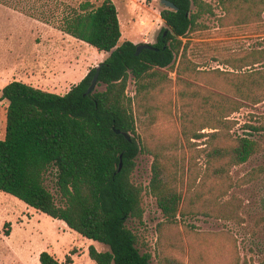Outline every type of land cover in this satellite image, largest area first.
Instances as JSON below:
<instances>
[{"label":"trees","instance_id":"16d2710c","mask_svg":"<svg viewBox=\"0 0 264 264\" xmlns=\"http://www.w3.org/2000/svg\"><path fill=\"white\" fill-rule=\"evenodd\" d=\"M33 1L29 12H25L30 17L109 55L100 63L95 90L89 95L86 91L95 68L64 95L15 80L1 89L6 121L4 137L0 139V192L62 221L82 238L106 246L108 250L104 252L88 248V257L95 264H151V254L140 252L136 235L127 227L128 221L141 224L144 215V188L132 181L135 158L144 150L135 138L140 116H147L153 125L158 121L157 113L170 115V103L157 102V98L175 86L181 138L191 146H197L192 139L208 138L205 174L211 181L198 189L187 185L184 197L188 206L195 208L203 202L206 210L219 211L225 194L222 176L260 151L256 140L229 135L235 123L228 118L243 106L242 102L258 104L264 100V70L248 74L198 70L187 55L190 41L183 40L199 20L214 16L211 5L203 0H169L175 10L160 11L165 27L151 44L152 49H144L138 56L134 55L136 45L132 42L118 45L121 30L112 0L98 5L85 0L77 6L64 5L59 0ZM217 2L227 12L233 4L231 12L239 14L237 22L241 24L258 19L264 12V0ZM9 3L0 0L1 5L9 7ZM260 60L253 52L228 59L224 65L238 70L260 64ZM170 72L175 73L174 81ZM130 79L133 97L126 95ZM100 86L104 89L98 90ZM114 129L129 133L130 141L115 134ZM205 129L213 132L201 133ZM172 146L169 142L151 153V178L146 188L167 225L175 224L184 215V167H173V157L165 154ZM50 174L58 201L45 184ZM228 209V205L222 209L226 218L230 217ZM6 225L10 223H4L3 234L8 237ZM170 261L173 260L165 258L164 264H172ZM38 262L60 264L46 251L39 254ZM65 263L73 261L66 256Z\"/></svg>","mask_w":264,"mask_h":264},{"label":"rangeland","instance_id":"374dc122","mask_svg":"<svg viewBox=\"0 0 264 264\" xmlns=\"http://www.w3.org/2000/svg\"><path fill=\"white\" fill-rule=\"evenodd\" d=\"M8 1L9 7L0 4V91L15 80L59 93L63 82L75 85V81H71L72 75L78 72L86 75L88 70L108 57L109 53L97 52L87 44L65 36L52 25L26 14L33 0ZM59 1L64 5L77 6L85 0ZM88 1L98 5L103 0ZM203 1L211 5L214 16L199 20L183 40L190 41L191 49L187 55L198 70L237 74L263 71L264 12L258 19L241 24L237 22L239 14L231 12L233 4L227 12L217 0ZM112 2L117 9L121 30L118 45L124 41L135 45L156 42L165 27L160 18V11L164 9L160 0ZM253 52L262 58L260 64L238 70L224 65L228 59ZM169 77L174 81L175 73L170 72ZM97 89L103 90L104 86ZM175 91L173 85L164 97L157 98V102L170 103V115L157 113L158 121L153 125L147 116L141 115L136 123V142L144 150L135 158L132 181L144 188V215L141 224L128 221L127 227L136 235L137 248L141 253L151 254V264H164L165 258L173 260L170 261L172 264H264V100L258 104L242 102L243 106L228 118L235 123L229 135L256 140L260 151L246 163L228 169L222 176L220 183L225 194L218 205L219 211L211 212L202 206L203 202L195 208L188 206L184 197L187 185L198 189L202 183L211 181L205 174V143L208 138L190 140L197 146L187 145L181 138ZM126 95L134 96L132 79ZM5 121L6 103L0 100V139L4 137ZM248 126L258 130L251 131ZM212 132L208 129L201 131L205 135ZM169 142L175 146L165 152L173 157L172 166L184 167V215L178 217L173 225L163 222L155 199L146 190L151 178V153ZM187 170H190L189 174ZM45 184L58 201L53 175L45 177ZM225 205L229 207V218L222 210ZM7 222L10 223V226H5L9 236L5 237L3 230ZM90 246L99 252L108 250L102 244L82 238L62 221L36 212L16 198L0 192V264H39L38 257L42 251L48 252L60 264H66V256L72 259V264H95L88 257Z\"/></svg>","mask_w":264,"mask_h":264},{"label":"water","instance_id":"95a60500","mask_svg":"<svg viewBox=\"0 0 264 264\" xmlns=\"http://www.w3.org/2000/svg\"><path fill=\"white\" fill-rule=\"evenodd\" d=\"M160 4L166 9L175 10L174 5L169 0H160ZM144 49H152L151 44H148V43L137 44L135 46L134 55L138 56L140 54V52ZM94 68H95V75L93 76L91 83H90V85L86 91V95L91 94L95 90L97 80H98L99 71L101 68V64L96 65ZM114 133L117 135L121 134L127 141H130L131 136L129 133L120 132L119 130H115V129H114ZM120 169H121V163L119 164L118 171H120Z\"/></svg>","mask_w":264,"mask_h":264},{"label":"crops","instance_id":"0c3cea01","mask_svg":"<svg viewBox=\"0 0 264 264\" xmlns=\"http://www.w3.org/2000/svg\"><path fill=\"white\" fill-rule=\"evenodd\" d=\"M60 32V31H59ZM62 33V32H61ZM63 34V33H62ZM65 36L69 37V38H72L66 34H64ZM74 39V38H73ZM75 40V39H74ZM80 42V41H79ZM83 43V42H82ZM103 54H108V53H103ZM85 76V74L82 76V74L80 72L78 73H75L74 75L71 76V81H75V85L77 84V82H79L83 77ZM77 81V82H76ZM33 86V85H31ZM73 86V85H71ZM71 86L69 84H67L66 82H63L62 83V87H60V92L59 93H55V94H58V95H64L66 92L69 91V89L71 88ZM35 88H38L36 86H33ZM40 89V88H39ZM43 90V89H42ZM44 91H47V90H44ZM47 92H50V91H47ZM54 93V92H52Z\"/></svg>","mask_w":264,"mask_h":264}]
</instances>
